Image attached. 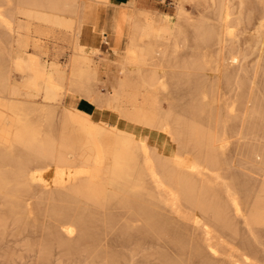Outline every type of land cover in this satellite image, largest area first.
I'll list each match as a JSON object with an SVG mask.
<instances>
[{
	"label": "bare ground",
	"instance_id": "1",
	"mask_svg": "<svg viewBox=\"0 0 264 264\" xmlns=\"http://www.w3.org/2000/svg\"><path fill=\"white\" fill-rule=\"evenodd\" d=\"M144 2L0 0V264H264V0Z\"/></svg>",
	"mask_w": 264,
	"mask_h": 264
},
{
	"label": "rangeland",
	"instance_id": "2",
	"mask_svg": "<svg viewBox=\"0 0 264 264\" xmlns=\"http://www.w3.org/2000/svg\"><path fill=\"white\" fill-rule=\"evenodd\" d=\"M174 2L175 0H145L144 6L146 8H153L157 13L166 14L172 17L173 19L177 14V9H176ZM188 8H190V11L193 14L195 15L198 14V10L196 8H192L190 6ZM99 40L97 44H95L96 46H101ZM64 47L65 45L62 43H59L58 45H52V44L48 45V47L46 48V52L48 53L49 59L52 60L53 58H55L56 53L64 49ZM102 48L103 50H105L104 46H102ZM30 51L33 52L32 50ZM59 59L64 62L66 59V55L61 56ZM65 103L67 105H74L80 108L81 110H84L85 112L93 116L95 120H101L103 117L99 115L95 107L87 103L85 100L78 99L75 96L69 95L66 98ZM104 120L112 124H115L122 129L129 130V128L127 129L125 125L123 124V122L119 120V118L116 115H113L112 119L105 118ZM137 136L140 139L149 136L151 144L157 145L162 152H165L167 155H171V146L173 144L168 140V138L164 134L154 132L153 135H150L147 132H139Z\"/></svg>",
	"mask_w": 264,
	"mask_h": 264
},
{
	"label": "crops",
	"instance_id": "3",
	"mask_svg": "<svg viewBox=\"0 0 264 264\" xmlns=\"http://www.w3.org/2000/svg\"><path fill=\"white\" fill-rule=\"evenodd\" d=\"M110 1H112L114 3H118V4H126V3L133 1V0H110Z\"/></svg>",
	"mask_w": 264,
	"mask_h": 264
}]
</instances>
